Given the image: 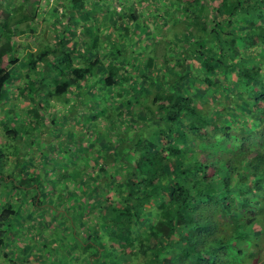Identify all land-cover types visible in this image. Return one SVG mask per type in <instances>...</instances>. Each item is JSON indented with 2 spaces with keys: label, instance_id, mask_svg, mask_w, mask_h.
<instances>
[{
  "label": "trees",
  "instance_id": "1",
  "mask_svg": "<svg viewBox=\"0 0 264 264\" xmlns=\"http://www.w3.org/2000/svg\"><path fill=\"white\" fill-rule=\"evenodd\" d=\"M126 1L103 29L102 0L0 5V189L44 206L19 142L74 117L88 166L63 175L56 239L91 264H264V0ZM18 214L0 205V248Z\"/></svg>",
  "mask_w": 264,
  "mask_h": 264
},
{
  "label": "rangeland",
  "instance_id": "2",
  "mask_svg": "<svg viewBox=\"0 0 264 264\" xmlns=\"http://www.w3.org/2000/svg\"><path fill=\"white\" fill-rule=\"evenodd\" d=\"M28 1L29 4L38 2V0ZM9 2L0 0V5L1 7L9 9V6L15 7V4H17L16 0H12L11 3ZM130 3L132 5L138 4V0H130ZM124 4L128 6L129 2L126 1L121 3L120 0H102V5L106 7L105 9L108 13L99 11L92 17L93 19H88V23L95 28L99 27L98 29H103L105 24L107 27H110L113 22L112 19L109 18L110 15L114 17V21L118 19V23L124 22L126 19L125 17L128 16V8L124 9ZM112 8H115L116 11H112ZM121 11L125 16L123 18L119 15ZM81 18L83 17H76V27L81 28L68 31L69 35H71L72 38L75 37L78 41L76 42L78 48H82L83 41L87 39V37L90 38V36H87L89 31L86 30L88 23L84 18ZM145 18L146 16L141 12L139 21L136 22L138 26H142L146 22ZM107 20L108 22H106ZM55 26L57 27L56 24ZM149 27L150 26L147 28ZM179 29L178 26L175 28L176 31ZM103 33L104 32L97 31V36L100 38ZM198 93L199 95L200 93L203 94V90L198 89ZM225 103H228L227 98H225ZM212 106L214 105L212 104ZM125 115V121L127 123L121 126L122 131H126L128 127H132V123L134 122L133 119L129 118L131 115L130 113L126 111ZM133 116L140 119L143 114L141 111H138ZM66 120L61 119L58 122L57 125H59L60 129L51 128L52 130H48L47 128L45 135L38 140L34 139L32 145L28 143L27 138L19 142L22 143L20 145L23 146V149L18 146V150L20 151L21 149V155L24 157L22 163L24 165L23 167L27 168L25 172H30L32 175L39 177L36 181V184H38L37 194L46 202L44 206H32L31 199L35 191L24 189L25 192H20L23 195V200L19 204L18 201L8 197L9 193H7V191L0 189V205L9 201L16 206L19 213L15 222L11 220L9 238L6 240L3 247L0 248V264H91L89 260H86L85 252H83L80 247L81 241H77V244H74L73 241H63L61 238L56 239V237L53 236L54 227H60L61 229V227L64 226L62 219L58 221L52 217L55 210L62 211L66 208V204L64 203L67 199L64 198V190L67 187L63 184V175L66 172L73 171L75 167H78L81 175L87 172L83 169L84 165L80 166L81 164H85L87 158V156H85V151L81 150V146L87 148V141L90 136L82 133V122H79L74 117ZM123 122L124 120L122 118L120 124H123ZM81 139L84 141L83 143L79 142ZM14 143L19 145L17 142ZM2 145L4 144L0 142V147H3ZM9 151L13 152V149L10 148ZM12 156L15 158L17 154L10 155V158ZM83 157L84 160L82 161L81 159H83ZM13 166L14 163L12 162L9 168L14 170L12 168ZM15 171H18V169ZM70 178L71 179H68V181L65 180L64 183L67 181L68 187L72 188V182H70L72 177ZM57 201L59 205L56 204ZM49 207L53 208V214L49 212ZM89 242L91 243V248L87 251L88 254L94 252L98 247L105 249V247L101 246V241ZM102 243L104 244L105 241ZM102 249L101 252L103 253L104 250Z\"/></svg>",
  "mask_w": 264,
  "mask_h": 264
},
{
  "label": "crops",
  "instance_id": "3",
  "mask_svg": "<svg viewBox=\"0 0 264 264\" xmlns=\"http://www.w3.org/2000/svg\"><path fill=\"white\" fill-rule=\"evenodd\" d=\"M89 34H90V33H89ZM89 34H87V36H88ZM68 37L72 38V36L69 35V32H68ZM73 38H75V37H73ZM71 44H72V42H70L69 44H67V46H70Z\"/></svg>",
  "mask_w": 264,
  "mask_h": 264
}]
</instances>
